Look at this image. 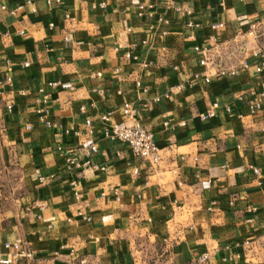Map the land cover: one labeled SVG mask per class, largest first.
Here are the masks:
<instances>
[{"label":"crops","instance_id":"1","mask_svg":"<svg viewBox=\"0 0 264 264\" xmlns=\"http://www.w3.org/2000/svg\"><path fill=\"white\" fill-rule=\"evenodd\" d=\"M253 22H264V0H0V79L13 75L15 98L9 112L0 96V255L20 238L35 256L15 264H182L203 253L208 264H264V71L252 56L264 24L253 38ZM36 97L54 126L37 121ZM125 103L154 134L158 164L104 138L100 116L125 121ZM67 127L90 130L105 170L67 169L57 145ZM90 136L65 135L64 146Z\"/></svg>","mask_w":264,"mask_h":264},{"label":"built area","instance_id":"2","mask_svg":"<svg viewBox=\"0 0 264 264\" xmlns=\"http://www.w3.org/2000/svg\"><path fill=\"white\" fill-rule=\"evenodd\" d=\"M56 2H60V0H56ZM102 7H105V3H101ZM2 8H6L5 5H2ZM36 8L33 7V11H35ZM184 12L185 15L192 14V11L188 8L180 9ZM263 24L264 22H253L249 24L247 30L245 31V34H247L249 37L253 38H259L261 34L263 33ZM191 27L199 28V24L195 22H189ZM53 26V25H51ZM225 24L223 22H218L213 25L214 29H222L224 28ZM21 34L23 32L21 31ZM6 37H10L9 33L5 34ZM66 39H68L66 37ZM196 50L202 55V58L200 60L201 65L207 67V63L209 62L208 54L205 49H200L199 47H196ZM127 55L130 57V53H127ZM253 58L257 60L255 64V72L260 74L264 71V49L260 48L253 52L252 54ZM4 63L6 64L7 68L11 66V60L10 58L6 57L4 59ZM245 64L247 65L248 62L246 61ZM29 65L28 62L24 63V66L27 67ZM233 74L236 72L233 71ZM218 75H223L224 72L217 73ZM102 73H97V76H101ZM203 80L205 82H210L212 75H204L202 76ZM58 81H50L47 83V87L55 88L58 86ZM138 85L140 86V82H138ZM182 86L179 85V88ZM264 88V84L262 85ZM72 88V87H71ZM7 90H10L9 92H6ZM14 77L13 75L7 74L5 77L0 79V96L4 95L5 93L9 94V97L6 101V109L11 112L15 105V98H14ZM45 91L44 87H40L36 90L35 93H29L27 89L21 88L18 91V94L27 96L29 94H40ZM101 92V91H100ZM171 91H167L164 93V98H169ZM264 95V90L258 94L259 97ZM240 99H244L243 96L240 97ZM155 101H160L161 97L157 96L154 99ZM36 104H35V114L37 117V121L39 123L44 124L47 127H52L55 125V123L51 119V111L48 106V99L43 98L40 99L36 97ZM248 108L250 113H255L258 109H260V102L259 98H250L248 101ZM218 104L215 103L213 106V109H210L206 114L202 115L204 119L213 117L215 115L214 108H217ZM81 110H85V106L81 107ZM230 111V109H228ZM124 114L126 116V120L122 122H112L111 121V112L105 113L100 116V121L103 125V136L106 139H110L113 141H119L126 145L132 153L141 159L151 161L153 164H158L161 160V154L160 149L156 145L155 136L154 134L145 126H143L138 120H137V110L134 108V106L131 103H125L123 107ZM86 125L91 128L92 127V121L90 119L86 120ZM32 124H27V129H32ZM90 130H87L85 132L81 130H76L72 128H64L62 135L58 136L57 138V145L59 150L68 149V155L66 157V165L67 169L70 171L73 170H83L86 168H95L99 170H105V165L94 162L93 157L99 152L98 147V141L89 133ZM73 134L77 137L86 135L90 136V141L86 144L79 143V145L76 147H65L64 145V136ZM88 138V137H87ZM82 152V153H81ZM138 173V170L135 171ZM253 172L256 175L260 174V170L258 168H253ZM38 180L44 181V177L39 174ZM72 185H75V182L72 181ZM115 194L117 198L119 199L120 193L118 189H115ZM85 219L90 220V217H85ZM250 240H246L244 242V245L250 246L251 245ZM4 249L7 251L6 255H0V264H15L18 259L20 258H26L30 261L34 259L35 251L31 249L29 246L25 245V243L20 238H15L14 240H9L4 243ZM210 259L209 253H203L199 255L195 259H191L189 261H186L182 264H208V261ZM174 264V263H171Z\"/></svg>","mask_w":264,"mask_h":264}]
</instances>
